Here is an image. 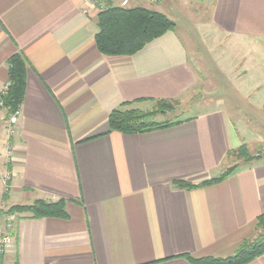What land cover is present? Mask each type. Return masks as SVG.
Returning <instances> with one entry per match:
<instances>
[{"label": "crops", "instance_id": "1", "mask_svg": "<svg viewBox=\"0 0 264 264\" xmlns=\"http://www.w3.org/2000/svg\"><path fill=\"white\" fill-rule=\"evenodd\" d=\"M125 1L177 20L176 0H0V97L8 60L20 54L28 64L17 134L0 151L1 198L8 206L63 199L69 215L18 214L8 229L1 220L11 244L0 264H194L189 257H231L257 234L264 160L239 161L209 187L173 183L219 177L243 144L264 155V0H183L209 4L211 20L196 23L221 96L191 121L139 135L111 132V112L185 99L201 77L178 27L133 56L102 55L99 9ZM237 116L255 132L250 142Z\"/></svg>", "mask_w": 264, "mask_h": 264}, {"label": "trees", "instance_id": "2", "mask_svg": "<svg viewBox=\"0 0 264 264\" xmlns=\"http://www.w3.org/2000/svg\"><path fill=\"white\" fill-rule=\"evenodd\" d=\"M98 32L95 43L104 56H133L142 51L150 43L160 39L177 28L175 21L164 13L142 6H115L107 4L97 16ZM8 89L1 94L3 102L1 109L6 110L7 118L21 109L25 98L28 64L25 58L16 54L8 60ZM151 101L147 107H136V104ZM181 99L177 100H137L125 102L111 112L108 126L111 132L124 135H139L158 130L168 129L193 120V116L183 117L188 111H179ZM227 158L234 164L224 170L217 178L200 183L179 180L173 185L182 190H195L216 185L229 178L239 167V161L244 164L252 161H263L261 154L251 155L246 144L228 153ZM25 215L26 218H69L67 201L36 200L30 205H13L1 209L0 221L5 216ZM1 231V226H0ZM264 255V214L257 220V234L251 240L245 241L236 253L228 258L207 257L188 259L194 264H249ZM0 257V261H1Z\"/></svg>", "mask_w": 264, "mask_h": 264}, {"label": "rangeland", "instance_id": "3", "mask_svg": "<svg viewBox=\"0 0 264 264\" xmlns=\"http://www.w3.org/2000/svg\"><path fill=\"white\" fill-rule=\"evenodd\" d=\"M168 2V1H167ZM167 4V3H165ZM172 5V4H171ZM170 5V8H171ZM175 9L177 10V27L178 29V34L181 37V39L184 41V43L188 46H190V54H191V60L196 66L197 72L199 73V76L201 79L199 80V84L195 88V92L193 94H189L185 99H182L180 102V106L178 107L179 111H190L189 113L185 114L183 117H190L193 116L194 114H197L195 112V108L199 110V108H208L210 106L209 104L211 101H218L220 99V90L219 88L221 85H223V82H221V74L220 70L218 67H215L214 62L211 63L210 59L211 57L209 56V51L207 50V46L205 47L203 43V37L199 33V27L197 23H204L208 20H211V11L209 10V4L205 5L204 4H195V3H188L183 0H176L174 3ZM106 5L102 6L101 9H103ZM123 7H128V3L124 5V2L122 4ZM156 7V6H154ZM205 7V8H204ZM173 9V8H172ZM100 13V12H99ZM197 22V23H196ZM223 79V78H222ZM148 106V105H144ZM149 107V106H148ZM196 109V110H197ZM197 110V111H198ZM6 111L0 112V151L1 149L4 148V138L7 137V130H6V124L8 123L7 117H6ZM250 117L246 123L251 126V120H252V115L249 114ZM238 116L235 118V124L237 128L243 133L244 138L246 141L250 142L252 134L255 132L252 131L251 129H247L245 125L239 122ZM247 124V125H248ZM250 128V127H249ZM253 138V137H252ZM255 145L252 144L250 153L253 156H256L259 153H256V150L254 149ZM1 154V153H0ZM264 158V155H262ZM5 157V154H4ZM3 158V157H2ZM1 159V155H0ZM0 164H3L2 161L0 160ZM0 165V190L2 189L3 186V180H2V172L4 171L3 168ZM7 197L1 198L0 194V206L1 209H8L9 207L13 205H7ZM2 218L1 220H3ZM1 222V221H0ZM4 223V220L2 221ZM2 224V223H1ZM0 224V226H1ZM1 257V256H0Z\"/></svg>", "mask_w": 264, "mask_h": 264}, {"label": "built area", "instance_id": "4", "mask_svg": "<svg viewBox=\"0 0 264 264\" xmlns=\"http://www.w3.org/2000/svg\"><path fill=\"white\" fill-rule=\"evenodd\" d=\"M126 4H127V1L124 2V5ZM7 89H8V85L5 88L4 93ZM2 107H3V102L0 100V108ZM20 115H21V109H18L9 119V124L7 127V134H8V137L10 138L17 134V125H18V120H19ZM10 179H11V175L8 173L5 176V182H8ZM12 224H13V216H5L4 217V225H5L4 228L8 229L12 227ZM9 244H11V239L8 236L0 237V256L4 254L6 247Z\"/></svg>", "mask_w": 264, "mask_h": 264}, {"label": "water", "instance_id": "5", "mask_svg": "<svg viewBox=\"0 0 264 264\" xmlns=\"http://www.w3.org/2000/svg\"><path fill=\"white\" fill-rule=\"evenodd\" d=\"M0 212H1V206H0Z\"/></svg>", "mask_w": 264, "mask_h": 264}]
</instances>
